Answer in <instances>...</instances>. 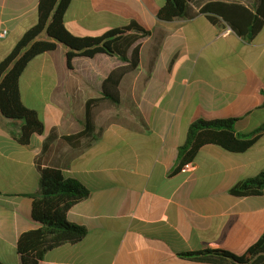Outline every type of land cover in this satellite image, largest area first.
<instances>
[{
  "label": "crops",
  "instance_id": "0c3cea01",
  "mask_svg": "<svg viewBox=\"0 0 264 264\" xmlns=\"http://www.w3.org/2000/svg\"><path fill=\"white\" fill-rule=\"evenodd\" d=\"M162 2L72 0L64 23L75 36H101L132 22L150 31L138 43L137 71L119 87V106L127 103L139 116L124 119L118 111L103 116L100 108L108 103H101L93 109L92 135L64 140L85 129L86 103L101 98L103 82L125 64L98 55L75 58L70 68L63 46L42 55L51 68L37 71L31 86L33 94L47 98L51 117L43 121L45 134L23 146L0 116V262L22 264L18 239L40 227L32 220L31 196L40 191L46 167L81 182L90 195L65 216L86 228V238L48 252L41 264H216L191 254L246 253L264 234V194L236 198L229 193L243 171L264 160V135L237 155L238 162L207 146L194 163L173 174L193 122L234 118L238 133L264 123V30L246 41L199 12L211 2L254 12L259 0H195L190 17L172 22L158 19ZM38 6L39 0H0V32H8L0 40V62L37 24ZM29 65L20 79L22 101L40 115L22 92ZM83 92L80 101L73 96ZM78 106L81 112L75 111ZM19 125L16 130L23 122Z\"/></svg>",
  "mask_w": 264,
  "mask_h": 264
},
{
  "label": "trees",
  "instance_id": "16d2710c",
  "mask_svg": "<svg viewBox=\"0 0 264 264\" xmlns=\"http://www.w3.org/2000/svg\"><path fill=\"white\" fill-rule=\"evenodd\" d=\"M194 1L163 0L158 19L172 22L188 18ZM71 2L72 0H39L37 24L24 34L11 53L0 62V116L10 122L9 133L23 146L30 145L34 135L41 137L45 134V126L39 113L22 101L20 79L30 63L63 46L67 50L66 62L70 68L75 58L94 59L98 55L116 57L125 64L113 70L103 82L102 97L90 99L86 103L85 129L76 135L63 137L64 140L80 141L90 137L94 131L95 107L101 103L112 106L121 104L120 84L127 75L137 71L140 65L138 43L151 34L132 22L101 36H75L64 23ZM199 12L213 24L224 22L246 41H254L264 30V0H259L254 12L243 5L224 2L208 3ZM17 121L23 122L19 130L15 128ZM237 121L231 118L199 119L193 122L188 128L184 144L179 148L173 174L180 173L194 163L200 151L207 146H216L235 155L249 152L263 137L264 123L253 132L238 133ZM229 193L236 198L263 195L264 171L255 177L239 181ZM89 195L90 190L85 185L66 178L60 170L41 168L40 191L31 196L32 220L40 227L22 234L18 239L17 252L22 264H41L48 252L66 244L77 245L86 238V228L69 223L65 216L73 206ZM191 256H201L202 261L216 264H264V234L242 256L225 250L204 251Z\"/></svg>",
  "mask_w": 264,
  "mask_h": 264
},
{
  "label": "rangeland",
  "instance_id": "374dc122",
  "mask_svg": "<svg viewBox=\"0 0 264 264\" xmlns=\"http://www.w3.org/2000/svg\"><path fill=\"white\" fill-rule=\"evenodd\" d=\"M46 56H40L38 57L36 60H34L30 65H29V69L28 71L25 73V76L22 78L21 81V87H22V92L25 98L26 103L38 108L40 110V118L42 121L48 123L51 115L48 111V108H46V104H47V98L43 95L40 96V94H33L32 92V86H31V81L34 78V75L36 74L37 71L41 70V69H50L51 68V63L46 59ZM88 63V62H87ZM91 95V94H90ZM94 95V94H92ZM73 96L78 99L80 101V99L86 96V94L83 93H79V94H73ZM76 112H81L80 107L78 106L75 109ZM120 113L119 115L121 116V118H131V117H138L139 113L138 110L133 109L131 107H129V104L127 103H123L122 106H119L117 108H114L111 104H106L101 106L100 108V113H102L103 116H108V114L110 115V113L112 112L113 115H116V113L118 112ZM21 121H17L15 124V128L17 129L18 127H20ZM262 146H264V141H262ZM232 160H234L235 162L240 161V157L237 155H232ZM254 154H249V156H252ZM258 171V172H257ZM264 171V160L260 161L258 163V165H256L254 168H250L248 171H243L241 173L242 177L241 180H243L244 178H246V176L252 175V173H260ZM222 177V175H221ZM240 180V181H241ZM237 254L239 256H242L245 254V252H237Z\"/></svg>",
  "mask_w": 264,
  "mask_h": 264
},
{
  "label": "built area",
  "instance_id": "2783aa9c",
  "mask_svg": "<svg viewBox=\"0 0 264 264\" xmlns=\"http://www.w3.org/2000/svg\"><path fill=\"white\" fill-rule=\"evenodd\" d=\"M7 35H8V32L6 30H3L2 32H0V40L5 39Z\"/></svg>",
  "mask_w": 264,
  "mask_h": 264
}]
</instances>
